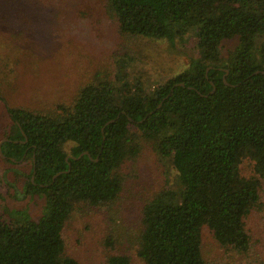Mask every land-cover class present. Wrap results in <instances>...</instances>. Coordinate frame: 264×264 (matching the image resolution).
<instances>
[{"label":"trees","instance_id":"1","mask_svg":"<svg viewBox=\"0 0 264 264\" xmlns=\"http://www.w3.org/2000/svg\"><path fill=\"white\" fill-rule=\"evenodd\" d=\"M106 3L120 30L131 35L171 40L195 26L205 60L216 62L226 40L238 38L241 47L208 74L202 62L193 63L190 75L157 86L152 95L139 81L129 82L121 71L129 62L119 58L113 80L96 74L56 114L7 108L12 127L1 153L11 164L30 161L24 194L43 196L46 204L37 220L22 212L11 214L18 222L0 218V264H80L66 252L63 229L78 203L106 209L116 201L120 170L141 142L171 159L182 187L178 195L160 192L143 205L136 242L141 263L210 264L202 255L207 230L224 255L249 264L251 213L260 215L264 234V0ZM84 152L88 156L67 158ZM244 159L253 163L250 177L239 172Z\"/></svg>","mask_w":264,"mask_h":264},{"label":"rangeland","instance_id":"2","mask_svg":"<svg viewBox=\"0 0 264 264\" xmlns=\"http://www.w3.org/2000/svg\"><path fill=\"white\" fill-rule=\"evenodd\" d=\"M196 30L186 26L171 40L131 35L120 30L106 0H0V142L12 127L7 108L56 114V107L68 106L78 88L96 74L113 80L119 58L129 62L121 66L129 82L139 81L152 95L157 86L190 75L193 63L202 62L208 74L241 47L238 38L226 40L216 62L205 60L197 46ZM238 168L244 177L253 175L248 159ZM29 172L28 159L11 164L0 155L2 220L18 222L11 214L21 212L33 220L41 216L45 197L24 194ZM120 173L122 191L115 202L106 209L78 203L63 229L66 252L80 264H110L109 258L118 256L128 257L129 264H142L136 242L143 205L160 192L178 195L182 188L171 159L161 158L150 143L141 142L137 155ZM260 195L264 205V181ZM246 225L253 249L244 263L264 264L260 215L251 213ZM202 255L210 264H241L240 258L224 255L207 230Z\"/></svg>","mask_w":264,"mask_h":264},{"label":"water","instance_id":"3","mask_svg":"<svg viewBox=\"0 0 264 264\" xmlns=\"http://www.w3.org/2000/svg\"><path fill=\"white\" fill-rule=\"evenodd\" d=\"M226 73H227V71H226ZM224 83L227 84L226 81H224ZM211 85H213V84L211 83ZM213 91H214V88H213ZM213 91H212V92H213ZM110 122H111V121H110ZM5 141H6V140H2V141L0 142V155H1L2 157H4V158H5V156H3L2 153H1V145H2V143L5 142ZM26 142H27V139L25 138L24 141H22L21 143H26ZM83 155H87V156H88V153H86V152L81 153V154H79L77 157H75V156H71V155H70V156H68L67 158H71V159H73V160H77V159L81 158ZM11 161L14 162L13 159H11ZM18 162H21V160L18 161ZM56 177H57V175H55V176L53 177V180H54ZM31 181H33V176L31 177Z\"/></svg>","mask_w":264,"mask_h":264}]
</instances>
